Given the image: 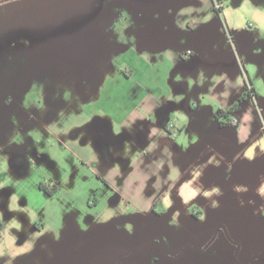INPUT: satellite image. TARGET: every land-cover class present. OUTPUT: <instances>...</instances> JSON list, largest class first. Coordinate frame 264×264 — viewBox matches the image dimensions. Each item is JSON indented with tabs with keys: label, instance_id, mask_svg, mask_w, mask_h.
Wrapping results in <instances>:
<instances>
[{
	"label": "rangeland",
	"instance_id": "obj_1",
	"mask_svg": "<svg viewBox=\"0 0 264 264\" xmlns=\"http://www.w3.org/2000/svg\"><path fill=\"white\" fill-rule=\"evenodd\" d=\"M141 1L0 0V264H243L226 231L203 246L170 215L112 213L115 194L76 159L92 83L115 72L109 54L152 20ZM178 1L176 35L206 52L220 50L225 21L245 39L264 34V0ZM44 180L58 191H40Z\"/></svg>",
	"mask_w": 264,
	"mask_h": 264
},
{
	"label": "crops",
	"instance_id": "obj_2",
	"mask_svg": "<svg viewBox=\"0 0 264 264\" xmlns=\"http://www.w3.org/2000/svg\"><path fill=\"white\" fill-rule=\"evenodd\" d=\"M160 1L137 4L152 20L109 54L115 72L92 83L76 159L115 194L112 213L170 215L203 246L226 231L250 264L264 255V34L245 39L225 21L220 50L206 52L176 35L170 16L180 2ZM248 86L253 93L225 116Z\"/></svg>",
	"mask_w": 264,
	"mask_h": 264
},
{
	"label": "trees",
	"instance_id": "obj_3",
	"mask_svg": "<svg viewBox=\"0 0 264 264\" xmlns=\"http://www.w3.org/2000/svg\"><path fill=\"white\" fill-rule=\"evenodd\" d=\"M253 93V88L251 87H247L245 93L243 94L242 97H240L231 107V109L225 114V116L228 117L229 113L232 111H237L240 109L241 104ZM222 116L221 113H219L217 115V118L220 119V117ZM220 124L223 125V122L220 121ZM40 188L49 195H53L54 193L57 192L58 190V186L57 184H53V186H51V188L49 187V184L45 183V182H41L40 183Z\"/></svg>",
	"mask_w": 264,
	"mask_h": 264
},
{
	"label": "flooded vegetation",
	"instance_id": "obj_4",
	"mask_svg": "<svg viewBox=\"0 0 264 264\" xmlns=\"http://www.w3.org/2000/svg\"><path fill=\"white\" fill-rule=\"evenodd\" d=\"M11 86V85H10ZM8 91H10V88L7 89ZM12 92H13V86H12ZM1 230H2V222L0 221V233H1Z\"/></svg>",
	"mask_w": 264,
	"mask_h": 264
},
{
	"label": "built area",
	"instance_id": "obj_5",
	"mask_svg": "<svg viewBox=\"0 0 264 264\" xmlns=\"http://www.w3.org/2000/svg\"><path fill=\"white\" fill-rule=\"evenodd\" d=\"M217 7L221 8L222 4H217ZM187 53L189 54V53H191V51L189 50V51H187Z\"/></svg>",
	"mask_w": 264,
	"mask_h": 264
}]
</instances>
